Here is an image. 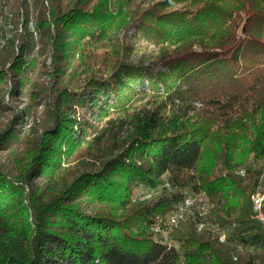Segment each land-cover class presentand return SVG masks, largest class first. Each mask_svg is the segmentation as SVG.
I'll use <instances>...</instances> for the list:
<instances>
[{
    "label": "trees",
    "instance_id": "trees-1",
    "mask_svg": "<svg viewBox=\"0 0 264 264\" xmlns=\"http://www.w3.org/2000/svg\"><path fill=\"white\" fill-rule=\"evenodd\" d=\"M191 3L194 10L139 13L128 0H0V18L8 7L12 23L23 22L19 47L56 63L65 39L106 36L117 25H140L160 51L158 70L140 64L127 76L147 81L148 103L133 114L135 96L118 95L119 74L132 68L115 77L111 111L122 116L109 125L120 127L113 139L83 141L80 172L57 174L46 150L28 165L14 161L13 177L0 166V264H264V228L249 199L261 173L248 167L264 161V0ZM137 187L162 193L139 201ZM188 194L207 199L208 221L228 232L225 244L190 223L173 230V247L155 238L156 219ZM81 198L123 214L90 216L70 205Z\"/></svg>",
    "mask_w": 264,
    "mask_h": 264
},
{
    "label": "rangeland",
    "instance_id": "rangeland-1",
    "mask_svg": "<svg viewBox=\"0 0 264 264\" xmlns=\"http://www.w3.org/2000/svg\"><path fill=\"white\" fill-rule=\"evenodd\" d=\"M128 1L139 13L146 10L169 13L196 8L191 0L177 1L179 4H175L176 1L173 0ZM6 8L0 18L5 21L0 27V54L8 43L13 42L14 47L12 56L5 62H0V135L4 138L0 141V166L13 177L14 161L28 165L27 162L32 161L37 152L42 150V154L43 150H46L47 159L54 167V172L69 179L67 175L75 169L80 172V167L87 162L77 161L78 153L83 155L86 152V144L84 145L83 141H90L95 136H98V140L108 138L107 135H110L109 138H115V128L120 126L115 124L114 129H111L113 127L109 124H114L112 120L122 115L111 111L115 104L112 99L113 88L115 77L118 78V74L127 66L132 70H126L124 75L120 73L118 79L122 83L118 95L135 96L131 98L133 102L127 107V114H133L148 103L141 93L144 90L147 92V81L144 80V84L139 85L137 80L129 81L127 76L136 77L138 70L135 66L139 67L140 64L147 68L156 65V59L160 55L159 48L146 39L144 28L140 25H117L116 29L106 36L84 38L79 42L73 38L65 39L66 50L58 57L60 59L56 63L54 56L48 52L38 51L37 48L19 47L20 39H15L14 35L23 36L25 27L19 19L18 22H11L12 28L7 30ZM26 28L33 34V38H36L30 21ZM5 37L8 40L3 43ZM158 67L153 68L158 70ZM134 69L137 70L135 73ZM123 85L129 90L124 89ZM103 110L106 116H103ZM123 131L125 132L121 139L127 136V132L130 133L128 128ZM248 167L260 171L259 180L264 190V161L250 162ZM86 168L89 169V165ZM161 193L160 188L137 187L133 190L132 197L139 201H150ZM201 196L198 198L202 199ZM70 205L90 216L107 215L109 211L118 209L113 204L92 203L89 198L77 199ZM122 214V210L115 211L112 217L118 219ZM167 215L169 214L158 217L155 224L158 220L164 222ZM213 225L221 230L217 231L216 238L219 239L220 235L228 238V232L218 225L210 223L208 227ZM151 232L156 239L165 242L166 235L171 237L175 231Z\"/></svg>",
    "mask_w": 264,
    "mask_h": 264
},
{
    "label": "built area",
    "instance_id": "built-area-1",
    "mask_svg": "<svg viewBox=\"0 0 264 264\" xmlns=\"http://www.w3.org/2000/svg\"><path fill=\"white\" fill-rule=\"evenodd\" d=\"M6 14H8V25L7 30H10L12 28L11 22H12V12L10 8H6L5 10ZM10 34L9 32H7ZM9 37L8 35H6ZM8 39L5 37L4 41H7ZM261 180L258 181L257 185L255 186L254 192H252L249 196V199L251 200V207H252V214L253 218L255 219V222H257L261 227L264 228V209H255V202L258 198V196H261V186H262ZM164 187L170 192V189H168L167 184L164 185ZM187 198L186 196L183 198V200L175 206L174 210L167 215L164 222L161 223L160 220L152 227L153 229H156L157 232H163L168 231L172 232V230H175L176 225L179 222H183L185 219H191L190 218V211L191 208H199L202 212H204V206H205V198L202 195V199L198 198ZM165 242L168 243L170 247H173L175 243L170 242V236L166 235ZM222 242H226L224 239H222Z\"/></svg>",
    "mask_w": 264,
    "mask_h": 264
},
{
    "label": "bare ground",
    "instance_id": "bare-ground-1",
    "mask_svg": "<svg viewBox=\"0 0 264 264\" xmlns=\"http://www.w3.org/2000/svg\"><path fill=\"white\" fill-rule=\"evenodd\" d=\"M5 18H6V23L5 24H6V28H7V25H8V14H6V12H5ZM4 22H3V20H1L0 27H2L1 24H3ZM238 175L241 176V177H245L246 171L245 170H240L238 172ZM261 194L262 195L261 196H258V198H257V200L255 202V209H264V191H263L262 187H261ZM186 197L187 198H197V196H191L190 194L186 195ZM250 205H251V200H250ZM251 213H252V207H251ZM209 215H210V206L208 204L207 199L205 198L204 212H202L201 209H199V208H191V211H190V218L191 219H185V220H183V222H179L176 225L175 230L176 229H180L184 224L190 223V224H194L195 225V229H196V231L198 233H201V232L203 233V231L204 232L205 231H209L212 234L217 235L218 234L217 231L220 230L217 226H214L213 225L211 228L208 227V225H210V223L208 221ZM252 218H253V214H252ZM253 220H255V219L253 218ZM151 231H153L154 233H158L157 230L156 229H153V228L151 229ZM222 239H224L226 241L227 240V237L224 236V235H222V236L220 235V237L218 239L221 244H225L226 242H222ZM175 247L177 248V246H175Z\"/></svg>",
    "mask_w": 264,
    "mask_h": 264
}]
</instances>
